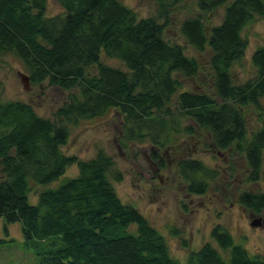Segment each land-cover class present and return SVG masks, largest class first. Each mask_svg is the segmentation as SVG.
Wrapping results in <instances>:
<instances>
[{
  "label": "trees",
  "instance_id": "obj_1",
  "mask_svg": "<svg viewBox=\"0 0 264 264\" xmlns=\"http://www.w3.org/2000/svg\"><path fill=\"white\" fill-rule=\"evenodd\" d=\"M178 0H158L155 15L139 16L121 0H59L63 12L49 15L48 0H0V53L13 52L33 81L74 89L56 118L40 115L29 102L0 99V217L20 222L29 241H49L39 264H264L233 234L216 224L207 242L187 262L175 258L166 237L132 204L118 196L110 180L113 159L104 149L90 159L66 154L69 123L121 111L124 139L173 143L178 133L205 129L219 149L244 154L248 180L264 178V39L251 56L256 74L234 83L231 67L248 41L243 29L264 15V0H198L203 10L224 5L220 23L208 29L202 15L186 17L181 33L188 43L212 50L216 96L182 89L175 73L195 76L200 64L184 46L165 37L170 9ZM104 53L126 69L101 60ZM96 66V72L88 68ZM253 107L260 125L249 131L245 109ZM187 118L192 122L183 123ZM181 121L183 124H181ZM181 126V127H180ZM151 157L165 166L160 153ZM78 174L50 185L68 164ZM178 171L190 193H206L216 175L198 158H181ZM120 180L122 174L115 173ZM42 185L38 200L29 193ZM239 201L251 211L264 209V192L243 191Z\"/></svg>",
  "mask_w": 264,
  "mask_h": 264
},
{
  "label": "rangeland",
  "instance_id": "obj_2",
  "mask_svg": "<svg viewBox=\"0 0 264 264\" xmlns=\"http://www.w3.org/2000/svg\"><path fill=\"white\" fill-rule=\"evenodd\" d=\"M133 8L139 16L155 15L158 12V0H121ZM59 0H48L47 13L54 15L63 12ZM224 5L211 10H203L198 0H178L170 9V22L165 26V37L184 46L188 56L195 57L200 64L195 76L175 73L182 82V89L205 91L216 96L214 73L210 58L212 50L206 46L200 51L188 43L181 33V23L189 16L202 15L208 29L222 21ZM248 45L241 60L234 61L231 74L234 83H242L256 74L252 63V53L264 39V15L258 16L243 29ZM101 60L126 69L121 60L111 58L104 53ZM96 72V66L88 68ZM74 89H64L51 85L48 79L33 81L23 61L13 52L0 53V99L3 101L20 100L29 102L42 116L56 118L55 112L69 99ZM264 108V95L260 102ZM245 117L249 131L260 124L259 114L253 107L246 108ZM192 122L185 118L183 123ZM181 121V124H183ZM123 114L119 109L111 108L107 113L94 118H81L70 122V135L63 151L81 159H90L104 149L112 156V173L122 174L117 180L113 174L110 180L121 200L132 204L144 214L167 239L171 254L186 263L192 250L207 242L216 244L211 236L213 227L221 224L230 231L235 240L251 254L264 256V225H252L255 218L264 217V209L254 213L240 201L243 191L264 192V178L258 181L248 180L249 168L244 154L235 147L219 149L212 143L209 133L195 125L191 134L178 133L177 139L166 146H155L152 141H133L124 139ZM181 127V126H180ZM160 153L165 162L160 167L151 155ZM198 158L215 168V177L209 180L206 193L196 194L187 190L186 181L178 171L181 158ZM264 170V154L263 165ZM78 164H68L63 175L47 186L59 184L68 176L78 174ZM0 172V176H1ZM42 185H35L29 193V199L35 203ZM254 213V214H253ZM4 217H0V264H39L41 252L50 249L49 241L26 242L20 222L8 224L5 232Z\"/></svg>",
  "mask_w": 264,
  "mask_h": 264
},
{
  "label": "water",
  "instance_id": "obj_3",
  "mask_svg": "<svg viewBox=\"0 0 264 264\" xmlns=\"http://www.w3.org/2000/svg\"><path fill=\"white\" fill-rule=\"evenodd\" d=\"M252 225H264V217H257L251 222Z\"/></svg>",
  "mask_w": 264,
  "mask_h": 264
}]
</instances>
